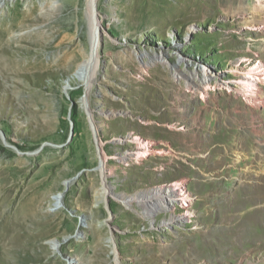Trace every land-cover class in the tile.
I'll return each instance as SVG.
<instances>
[{"label": "rangeland", "instance_id": "rangeland-1", "mask_svg": "<svg viewBox=\"0 0 264 264\" xmlns=\"http://www.w3.org/2000/svg\"><path fill=\"white\" fill-rule=\"evenodd\" d=\"M87 7L0 0L11 41L0 68V264H264V103L225 89L204 102L172 76L263 69L264 0H97L86 92L72 74L89 50ZM65 50L73 57L60 67ZM139 150L150 154L130 156ZM164 190L178 199L169 212L135 202Z\"/></svg>", "mask_w": 264, "mask_h": 264}, {"label": "bare ground", "instance_id": "bare-ground-1", "mask_svg": "<svg viewBox=\"0 0 264 264\" xmlns=\"http://www.w3.org/2000/svg\"><path fill=\"white\" fill-rule=\"evenodd\" d=\"M87 1H88L87 13H88V19H89L88 22L90 23V24L88 23L90 25V29H89V31H90L89 50L86 54V57L80 63H78L76 65L75 70L72 74L73 77H75L81 83H83L85 85L86 92L90 88V85H91L92 81L94 80V76H95L96 71L98 69L99 46H100V41H101L100 37H101V30H102V28L99 25L100 20L98 18V13L96 10L97 0H87ZM10 26H11V24H10ZM9 30H10V28H9ZM6 31H5V29L0 30V68L8 66V61H7V59H5L6 57L4 58V55H6L5 54L6 53V47L8 46V44L11 41H10V39L5 38ZM74 47H76V46H74ZM145 56H146V54H139V56L137 58L139 59V61L144 62V60L142 58H144ZM72 57L73 56H72L71 52H67L65 50L64 55L59 59L58 64L60 65V67H65L72 60ZM8 60L10 61V59H8ZM151 60L154 63L166 64L165 63L166 57L164 55V52L163 53H161V52L154 53L152 55ZM243 68L239 67V68H235L234 70H232L231 74L233 76L228 78V79L221 78L220 76L218 77V75L214 71H212L210 68L205 67V66H201V65L199 67L189 71L188 73L182 71L181 69H180V71H178V70H176V68H173L174 72L172 70V76L177 81L178 80L180 81L181 78H184L185 79V86L187 88L186 92L191 93L193 95V98L199 94L200 98L204 102L207 101L209 91H216V90L225 89L228 91V93H232V92H234L235 94L241 93L244 96L245 101H247L246 103H248L250 106H260L261 107V106H263V103H264V94L262 92V90H264V68L262 69L257 65H255V67H252V68H250V67L248 68V65H247V66H244ZM236 77L240 78V80L236 79ZM208 101H209V98H208ZM236 111H238V110H236ZM233 113L237 114V112H233ZM89 114L91 115V113H89ZM229 115L233 118L232 113H230ZM91 125H92L93 132L96 135L97 127L95 126L93 121H92ZM251 129L253 131H255V128L253 126H251ZM96 143H97V146L99 149V154H101V156H102V152H101L102 151V147H101L102 143L98 139H97ZM138 147H139V149H147L148 150L150 146L145 144V143H142ZM223 149H225V148H223ZM149 154H150V152H148V151H140L139 150V151H135L130 156L138 159L140 157H145ZM101 156H100V162L95 169L101 175L100 186H98L95 189V197L98 201H100V200L102 201V199H105V197L111 191L110 186H108L106 183L107 167H106L105 161L103 162L104 159L103 160L101 159ZM237 157H239V156H237ZM122 159L124 161H126L128 159V157H124ZM70 183H71V181H66L63 183V185L68 186ZM172 193L179 195L180 192L173 189L171 191V194ZM156 194H157V192L155 194H152L153 196H150L147 199H145V198L136 199L135 202H137L139 204V206H141L146 211H150L152 208L155 207V208H157V210H155V212L157 211V213H166V212H169L170 208L173 205H175L176 201H178L176 196L170 195V191L168 192V191L164 190V191L159 193L160 195H156ZM60 196L59 197L56 196V198H60ZM183 199L184 200H182V201L188 202L189 201L188 195L185 194ZM182 201H181V203H182ZM6 215H7V212L4 211L2 213L1 218H0V224L3 223V220H4Z\"/></svg>", "mask_w": 264, "mask_h": 264}]
</instances>
